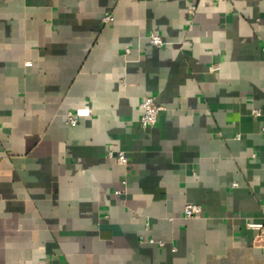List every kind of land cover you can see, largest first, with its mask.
I'll return each instance as SVG.
<instances>
[{"label": "crops", "instance_id": "0c3cea01", "mask_svg": "<svg viewBox=\"0 0 264 264\" xmlns=\"http://www.w3.org/2000/svg\"><path fill=\"white\" fill-rule=\"evenodd\" d=\"M0 264H264V0H0Z\"/></svg>", "mask_w": 264, "mask_h": 264}, {"label": "built area", "instance_id": "2783aa9c", "mask_svg": "<svg viewBox=\"0 0 264 264\" xmlns=\"http://www.w3.org/2000/svg\"><path fill=\"white\" fill-rule=\"evenodd\" d=\"M222 2H232L233 0H219ZM112 17L110 15L104 17L102 19V22L104 24H107L110 22ZM150 42L152 45L160 48L166 45V43L156 34L150 35ZM140 109L142 111L141 117H140V124L143 128H150L153 127L156 122L159 113L162 111V108L158 106L154 99L151 97H146L140 102ZM254 116L259 117L261 113L258 110L253 111ZM79 121V115L77 112L74 111H68L65 114V122L68 126H76ZM107 158L114 160L116 163L120 165L126 166L128 164V158L122 151H114V150H108L107 152ZM121 191H116L115 194H120ZM202 212V209L199 205L194 204H187L184 207L183 215L185 219H195L200 217ZM254 226V225H253ZM254 227L261 228V225H255ZM141 241H144L143 238H140ZM148 243H158L159 245H162V242H156L153 239H148Z\"/></svg>", "mask_w": 264, "mask_h": 264}]
</instances>
